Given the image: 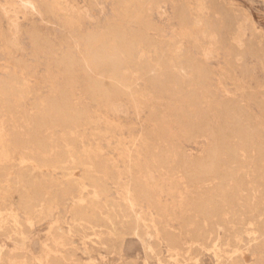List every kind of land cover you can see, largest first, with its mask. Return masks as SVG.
<instances>
[{"label":"bare ground","instance_id":"obj_1","mask_svg":"<svg viewBox=\"0 0 264 264\" xmlns=\"http://www.w3.org/2000/svg\"><path fill=\"white\" fill-rule=\"evenodd\" d=\"M114 1L120 18L118 22L112 20L113 22L108 23L99 32H89L84 35L71 34L69 39H67L72 42V45H68L64 51L60 50L61 53L57 52L58 56L55 55L56 49L54 45L41 35L40 30L31 31L33 43L45 46L55 56L54 61L61 65L65 85L61 90H57L55 94L50 92L45 97H37L35 95L30 113L25 114L23 110L17 111L21 113V115L17 113L21 119V121H18V123L20 122L19 124L16 122L19 119L17 118L18 116L13 121L15 118L13 111L18 110L16 106L23 99V96L26 93L30 95L34 90H31L28 84H17L12 79L14 78L12 76H15L12 75L14 73L6 81H0V114L4 116V118L0 119V201L11 196L13 192H18V199H16L17 208L13 206V208L5 209L6 211L0 208V227L2 229L6 228L10 221H12L14 227H19L18 209L41 217L51 216L60 206L61 197L64 200L63 197L71 193L70 183L73 181L71 184L78 186V194L70 196L71 204L68 202L70 204L68 212L71 222H74L77 228V225L80 224L107 225L110 228L112 237L117 241L112 252L120 254L125 236L132 235L145 244L147 253H153L157 257L161 251L159 247L160 241L173 247L174 232L171 231L173 229H158L156 224L158 221L154 219V215L153 218L151 216H148V218L146 213L142 211L140 204L144 202L150 208L152 207L156 211L160 210L161 205L159 206L160 202L158 203V198L160 199V197L158 196L157 198L155 192L161 190V185L158 183L156 176L164 173L170 176V180L173 179L171 175L178 176L175 181L180 178L179 180L188 185L192 191L189 194L187 190L188 194H186V197H188H185V199H181L180 194V197H178L183 201L184 204L181 203V208L185 207L186 212L184 214L181 211L180 214L183 215V218L180 217L183 219L182 224L184 226L183 228L181 225V228L185 229L184 231L190 237L201 240L202 243L209 234L213 233L214 246L226 244L234 233L240 232V225L244 222V217L252 216V218H255L261 216L264 211V173L261 168V165L264 166V139L259 142L256 141L254 139L255 131L250 123L247 122L245 113L233 110V108L228 106L218 109L214 108L213 104L207 105V108L214 109L215 122L211 123L204 120L203 123L200 121L201 119H196L194 114L199 111V108L194 105L198 99L197 90L204 91V85L207 80L204 63L200 58L193 57L190 59V63L188 62L189 67L188 69L186 68L188 71L182 72L178 67L179 65L177 64L176 68L173 63V53L172 55L170 54V52L174 51L173 48V50H169V56L167 54V57H163L161 49L164 47L163 44H166L165 40H154L151 37L152 35L149 36L148 34V31L153 29L149 0ZM66 3L67 0H48L47 6L49 11L65 15L67 17L64 19L65 23L70 28L76 27L83 20L84 16L82 14L84 12L82 13ZM186 4L190 12L193 29L195 27L198 28L201 39H208L207 46H200V52L205 57L215 48L218 38L214 34L207 35L202 30L203 25L200 16L205 9L202 1L188 0ZM181 18H184L183 23L185 25L189 23L185 13L181 14ZM187 25L182 28L181 37L184 39L192 37L190 41L197 47L199 40L191 34V26L188 27ZM7 41H9V38ZM242 41L243 30L239 28L235 35L226 41L225 49L229 53H234ZM12 42L14 41L12 40ZM70 42L68 43L70 44ZM80 43H83V49L81 50V55L77 58L73 54L72 48ZM11 44L13 45V43ZM179 49L180 47L177 46L175 52H178ZM158 50H161V55L158 54ZM150 51L156 53V55L154 54V60L151 59V55H148ZM135 53L136 56L134 57ZM163 54L165 56L166 53L163 52ZM182 55L184 56L185 54ZM183 56L181 57L182 59ZM205 58L207 59L208 57L206 56ZM78 70L83 72L84 75L81 90L89 96L91 101L98 104L99 109L94 110V112L88 106H84L86 104L78 106L71 101V89L75 85ZM163 76L166 77L165 82H162L161 77ZM140 82L151 85L153 89L163 92L168 99L170 98L172 102L177 103L172 120L177 124L178 129L181 132L183 131L186 140H191L204 134L211 138L210 144L202 155H188L183 146L180 144L175 145V143L171 142L172 140L166 137L169 134H166L167 131L165 132L163 128L168 120L162 119L154 112H151L150 117H153L156 120V124L161 128L159 135L155 136L152 131L158 128H149L152 133L148 129L149 133L146 131L144 135L141 134L138 138L133 136L134 133L132 136L130 135L129 141L133 142L134 149L131 148L132 151L127 148L128 146L123 147L128 150L121 149L123 150L121 151V157H125L124 160L126 162L127 157L130 159V164L127 167L125 166L126 168L123 172L124 167L122 170L119 169L121 171L117 169L116 173L111 172L112 170H109L111 167H108V164L106 165V161L104 162L99 158L97 148L86 147L85 144H82L83 146L78 149L75 147L76 142L81 143L85 140L84 131L79 133L80 127L85 126L86 128L87 125H98V127H95L98 128V132L96 131L98 138L107 135L109 132L112 133L116 130L115 122H110L104 117L108 109L111 111L116 110L115 104L121 103L123 99L146 101L149 96H152L149 89L147 91L140 86ZM151 99L153 100L152 97ZM158 102L160 103L161 101ZM138 110L141 111L140 109ZM95 115H98L100 119L106 120L103 123L106 124L104 127L99 124L101 122L99 118V120L94 118ZM12 116L14 117L13 119ZM146 119L149 120L148 118ZM55 129L59 130L57 135L54 133ZM74 143L76 144L74 145ZM130 146L133 147L132 145ZM96 147L98 146L96 145ZM100 154H102L101 151ZM16 155H18L20 160L18 167L16 166V174L11 176L9 164L11 158ZM242 158H253L259 166L257 171L248 175L242 167ZM118 159L121 160L120 158ZM109 163L111 164V162ZM115 164L116 162L113 165ZM79 166L83 167L84 171L78 179L73 169ZM59 168L63 169L62 175L64 177L67 176L65 177L66 184L64 185L57 184L58 179L54 176ZM59 171L61 170L59 169ZM121 174H126L128 178H126L127 181L121 187L117 202L110 197V191L105 182L108 178L115 180L114 177L118 178ZM161 177H165V175ZM167 180L165 181L166 183L170 182V180L168 182ZM123 181L121 180V182ZM111 182L115 183V181ZM12 185L15 186L12 187ZM88 188L86 195L81 193ZM169 189L171 188H168V191ZM174 191L176 190L173 189ZM176 192H178V189ZM180 192L182 193V190H179ZM184 196L183 194L182 197ZM165 198L167 199V197ZM176 200L179 203L180 200L177 198ZM178 207L180 208V204ZM165 211L163 210V212ZM68 212L65 213L68 214ZM162 217L160 215L158 219ZM200 218H202V222L199 220ZM182 229L181 231L184 232ZM15 230L17 229L15 228ZM57 233L55 236L50 233L54 237V243L49 246L44 259L37 258L33 261H27V259L19 262H10L9 264H84L80 259L73 257L72 248L66 241L67 234L60 226ZM15 234L16 238L22 237L18 230ZM257 235L255 233L252 236L253 239H256ZM153 236L157 239L155 244L151 242L152 238H154ZM6 251V247L0 245V262L10 261V256L7 255ZM62 251L65 253H62ZM234 252L237 253V250L234 249ZM234 261V264H247L244 255H240Z\"/></svg>","mask_w":264,"mask_h":264},{"label":"rangeland","instance_id":"obj_2","mask_svg":"<svg viewBox=\"0 0 264 264\" xmlns=\"http://www.w3.org/2000/svg\"><path fill=\"white\" fill-rule=\"evenodd\" d=\"M4 1L5 0H0V81H6L7 78L12 73H14L12 75L15 76H11L14 77L12 79H14L17 84H28L31 87L30 89L34 90V92L32 91L33 93L30 91L32 93V97L31 93L30 95L26 93L27 95H24L26 97L23 96V99L20 100L19 104L16 106V109L18 110L13 111V116L15 115V118L12 116V119L14 118V121L18 116L17 118L19 119L16 120L18 123L19 120L21 121L20 116L18 115H21V113L18 112L23 110L25 114L30 113L32 110L33 101L35 100L36 96L45 97L48 96L50 92L51 94H55L57 90H61L65 85L63 69L61 65L54 61L55 56L52 55L48 49L45 48V46L42 44L35 45L33 43L31 31L40 30L41 35L46 37L48 42L54 45L56 49V54H54L57 55L58 53H61L60 50L64 51L68 45H72V42L68 40L71 34L84 35L89 32H99L108 23L113 22L112 20L118 22L120 18L116 11L114 0H67L66 4L68 6H73L82 13L84 12V14H82L84 16L83 20L80 21L79 25L70 28V26L65 23L64 19L67 18L65 15L55 14L49 11L47 6L48 0ZM187 1L188 0H149L150 16L153 22V29L148 31L149 36L152 35L151 37H153L154 40H165L166 44H163L164 47L161 49L163 57H167V54L169 56L173 53V63L176 68L179 65L178 67L182 70V72L188 71L187 69L189 67V61L193 57L200 58L204 63L207 80L204 85V91H199V89L197 90L198 99L194 105L199 108V111L197 114H194L196 119H201L200 121L203 123L204 120L210 121L211 123L215 122L216 116L213 113L214 109L207 108L208 104H213L214 108L218 109L224 106L231 107L233 110L243 111L245 113L247 116V122L250 123L251 127L255 131L254 139L258 142L262 141L264 139V0H201L204 4V8L206 9L203 10L200 16L203 25L202 30L205 31V34H214L218 38L215 48H213L211 52L208 53L209 56L208 54L206 55L208 57L207 59L205 58L206 56L203 57L202 53L200 52V46H207L208 39H201V36L198 33V28L194 26L195 30L193 29V23L189 15L190 12L186 4ZM4 3L6 4L4 5ZM18 9L20 10L18 11ZM184 13L186 15L187 22L190 23H186V25L188 24V27L191 26V34H193V36L197 37L199 40V45H197V47L196 45L192 44V41H190L192 37L189 39H184L181 37L180 33L182 32V28L186 26L183 23L184 18H181V14ZM239 28H242L243 30V41L241 45L237 47L236 52L229 53L225 49V43L233 35H235ZM8 30L9 32H7ZM6 37L7 39L9 38V41H7V39L5 40ZM225 38L229 39L226 40ZM12 40L14 42H12ZM10 42L13 43V45ZM68 42H70V44ZM177 46H179L180 49L178 52H175ZM165 48L166 50H164ZM172 48L174 51L170 52L169 54L168 52L169 50H173ZM82 49L83 43L73 46L72 52L75 57L78 58L81 55ZM161 50H158V54H160ZM163 52L166 53L165 56ZM151 53L153 52L150 51L148 55H151V59L154 60V54L156 55V53ZM177 54L185 55H182V59V56H178ZM135 56L136 53L134 54V57ZM34 76L35 78H33ZM76 77L75 85H73L71 89V101L78 106L86 104L84 106H88L93 112L94 110L96 111L99 109L98 104L91 101L89 96L81 90L84 82L83 72L78 70ZM161 79L162 82L166 81L165 76L161 77ZM54 82L55 84H53ZM140 86L144 90L148 91L149 89L152 96H149L146 101L123 99L121 103H117L118 105L115 104L116 107L118 106L117 108L115 107L117 111H111L108 109V111L105 112L104 117L106 120L115 122L116 130L114 132H109L107 135L98 138V128H95L98 127V125H90L91 128L89 125H87V129L85 126H82L84 130L82 127H80L79 133L84 131L83 133L85 134V140L81 143H74V145L76 144L75 147L78 149L85 144L86 147L90 146L91 148L92 146V148H97V151H99V158L104 162L106 161V165L108 164L107 166L111 167L109 168V170H112L111 172L116 173L117 169L118 171H121L124 167L122 170L123 172L127 165L130 164V159L127 157L126 162L124 160L125 157H121V151H123L121 149H134L133 142H131V140L129 141L130 135L132 136L134 133L133 136H137L136 138H138L141 134L144 135V133L149 128H158L155 130L153 129L152 131L155 136L159 135V130H161V128H159V126L156 124V120L153 119V117H150L151 112H154V114H158V116L162 117V119L168 120L166 125H164L165 127L163 128L165 129V132L167 131L166 134H169L166 137L170 138L172 140L171 141L169 139L171 142L175 143V145L180 144L183 146L188 155H202L206 147L210 144L211 138L204 134L194 139L186 140L184 138L185 136L183 131L181 132L178 129L177 124H175L172 120V116L176 111L177 103L172 102V100H170V98L168 99V97L163 92L155 90V88L153 89V87L149 84L140 82ZM151 97L154 101L152 99L150 100ZM157 100L161 102L159 103ZM131 101L133 102L131 103ZM137 109H140L141 111H137ZM135 114L139 115L137 116ZM144 115L147 116L145 117ZM2 117L4 118V116L0 114V119ZM94 118L97 120L100 119L98 115H95ZM106 120L101 118V122L99 121V124H102L104 127L106 124L103 123H105ZM94 131L97 132L95 133ZM149 132H151L150 129ZM149 132L147 131V133ZM54 133L57 135L59 130L55 129ZM129 144L133 147H131ZM96 145L98 147H96ZM126 146L128 147L123 148ZM100 151L102 154H100ZM100 155H103L104 157ZM12 158L9 164L11 176L16 174L18 162L20 160L18 155L13 156ZM106 158L107 160H105ZM122 160L124 164L122 163ZM109 162H111L112 165ZM115 162L116 164L113 165ZM242 167L248 173V175H250L252 172L257 171L259 166L257 162L253 160V158H242ZM261 168L264 173V166L261 165ZM59 169L61 171L63 170L61 168ZM59 169L56 170L54 176L56 179H58L57 184L64 185L66 184L65 177L67 176L64 177L62 175L63 171L61 172ZM114 169L115 171H113ZM83 171V167L81 168L80 166L73 169V172L76 174L78 179L83 174ZM162 175H165L166 179H164L165 177H161ZM120 177L123 178L120 179ZM167 177L169 178L170 176L164 173L156 176L158 183L161 185V190L155 192L157 198L159 196L161 199L160 200L158 198V203L160 202L159 206L161 205L159 208L160 210L156 211L152 207L150 208L148 204V207H146L147 205L144 202L140 204L142 211L146 213L147 217L151 216V218H153L154 215V219L158 221L156 223L158 229H173L171 230L174 232L173 247H170L166 243L160 241L159 247L161 248V251L157 256L158 258L155 257L153 253H147L148 251L145 244L137 237L132 235L125 236L120 254L112 252V249L117 244V241L114 237H112L110 228L107 225L96 226L91 224H80L77 225V228L74 222H71L72 220L68 212L71 204V197L78 194V186L76 184V186H73L71 184L73 182L72 181L70 183L71 193L69 195H63L64 200H62L61 197L60 206L51 214V216L41 217L37 214H30L28 211L18 209L19 227H14L12 221H10L4 229L0 227V245L6 247L7 255L10 256V261H2L0 264H9L10 262H19L27 259V261H33L37 258L44 259L47 255L49 246H52L54 243V237L52 236L58 234L57 232H59V226L67 234L66 241L72 248L73 257L80 259L84 264H234V260H236V258H238L240 255H244L246 257L247 264H264V211L261 216H257L255 218H252V216L248 218L244 217V222L240 225V232L234 233L232 238L228 240V243L214 246L213 233L209 234L206 238L207 241L205 240L202 243L201 240L190 237L184 231L185 229L181 228V225L183 226V215H180L181 211L184 214L186 213L185 207L181 208V203L184 204L181 199H185L186 194H190L192 191L189 189L188 185L179 180L180 178L175 181L178 176L175 177L174 175H171L173 179L175 178L174 180H170V178L168 179ZM114 178L115 180L110 178L106 179V182L107 180L108 182H105V184L109 188L110 197L117 201L119 199L121 187L125 184L124 182L127 181L126 178L128 177L126 174H121L118 178ZM118 179H120V181H118ZM121 180L124 181L121 182ZM166 180L167 182L170 180V182H168L169 184L165 182ZM60 181L62 182L60 183ZM111 181H115V183ZM14 186L12 185V187ZM168 188L171 189L168 191ZM173 189L176 191L178 189V192H173ZM88 190L89 188L87 190H83L84 192L82 191L81 193L86 195ZM179 190H182V193L185 195L184 197H182L183 194L181 192L179 193ZM179 194L181 195V199L178 198L180 197ZM9 197V200L6 198L5 200L0 201V208L3 211L13 208V206L14 208H17L16 199H18V192H13ZM165 197H167V199ZM176 198L180 200L179 203ZM179 204L180 208L178 207ZM162 206L165 209H163ZM169 207L170 209L172 208V210H170ZM162 209L164 211L166 210L167 212H163ZM65 212H68V214ZM160 215L161 217H164L158 219L160 218ZM168 220L171 221L169 222ZM199 220L201 222L203 221L202 218ZM15 228L18 230V232H20V234H22V237L16 238L15 232L17 230H15ZM181 229L185 233L182 232ZM53 231L56 233L54 234ZM255 233L258 234V239H253L252 236L255 235ZM156 240L157 239L154 237L152 238L151 242L155 244ZM234 249L237 250V253L234 252ZM62 253L65 252L62 251ZM225 256L227 257L225 258Z\"/></svg>","mask_w":264,"mask_h":264}]
</instances>
